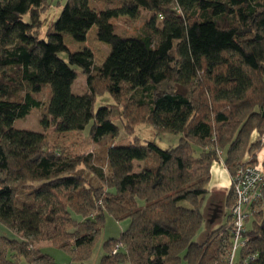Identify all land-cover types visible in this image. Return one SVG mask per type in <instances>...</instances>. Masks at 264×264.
Segmentation results:
<instances>
[{"label": "trees", "instance_id": "obj_1", "mask_svg": "<svg viewBox=\"0 0 264 264\" xmlns=\"http://www.w3.org/2000/svg\"><path fill=\"white\" fill-rule=\"evenodd\" d=\"M89 1L67 0L39 39L46 1L0 0V224L18 236L0 237V264H56L35 246L41 241L66 253L69 264H82L106 216L129 225L103 242L101 264H221L231 244L230 193L226 224L202 243L194 238L211 164L224 154L230 174L243 164L260 167L264 0H121L100 11ZM141 11L150 18L140 34L117 33V18L135 20ZM26 14L30 22L21 26ZM92 27L111 51L98 66L75 58L86 80L77 95V72L59 53L65 38L84 43ZM45 89L42 106L37 96ZM106 93L115 104L95 110ZM40 107L43 128L55 133L92 123L88 138L97 148L69 157L49 148L45 132L15 127ZM115 119L127 145L114 144ZM139 124L179 135L178 144L161 149L141 141ZM135 162L147 164L136 170ZM262 193L237 264H264V187Z\"/></svg>", "mask_w": 264, "mask_h": 264}, {"label": "rangeland", "instance_id": "obj_2", "mask_svg": "<svg viewBox=\"0 0 264 264\" xmlns=\"http://www.w3.org/2000/svg\"><path fill=\"white\" fill-rule=\"evenodd\" d=\"M47 8L45 12L41 14V27L39 29V39H45L46 33L51 28L52 24L59 17L65 3L67 0H45ZM121 0H90L89 4L91 9L95 11H100L107 8H116L121 6ZM150 18V14L145 11H141L137 19L131 20L128 17H119L115 20L116 31L120 35L130 36L138 35L141 33L144 23ZM30 22L29 15L26 14L21 19V26H27ZM71 40L70 42H68ZM111 48L108 44L100 42L96 38V27H92L87 34V39L84 43H77L73 41L70 37L64 39V48L59 56L71 67H73L77 72V78L74 81L72 92L77 95H81L86 91V80L84 75L80 71V67L76 65V61L72 56L77 55L81 57H86L91 59L96 66L101 65ZM37 98L41 100L42 106L47 102L48 90H43ZM115 104L114 98L108 93L97 96L95 99V110L100 107ZM44 110L43 107L33 109L29 115L25 118L17 120L15 122V127L21 130H30L36 132H45L46 141L49 148H62L64 154L69 157H75L81 154H87L94 151L97 147L90 143L88 138V133L92 123H89L82 132H68V133H55L51 127L45 129L41 124V119L43 118ZM115 124L119 129V134L114 140V144L117 146L127 145L131 139L127 137L123 130L122 123L115 119ZM135 136L141 141H152L161 149H169L178 144L179 135L176 134H158L155 128L148 124H139L135 128ZM199 149L196 148V153L198 154ZM149 162V161H148ZM260 167H262L260 165ZM264 170V168H262ZM137 170V168H136ZM230 198L231 195H230ZM232 200V199H231ZM129 225V220H124L118 222L109 216H106L105 224L103 225L101 232L97 241L94 244L91 259L89 260L92 264L95 260L99 261L98 257L104 255V249L102 247L103 242L108 239H116L118 236L127 229ZM248 229L251 227V219L247 221ZM204 225L201 226L199 231L194 238L197 243H202L206 238V232ZM122 229V230H121ZM0 237H5L8 239H18L15 232L11 231L4 225L0 224ZM44 252H52L53 257L57 264H62L63 261H68V256L62 250L57 248H51L43 250ZM238 251L236 263H239Z\"/></svg>", "mask_w": 264, "mask_h": 264}, {"label": "built area", "instance_id": "obj_3", "mask_svg": "<svg viewBox=\"0 0 264 264\" xmlns=\"http://www.w3.org/2000/svg\"><path fill=\"white\" fill-rule=\"evenodd\" d=\"M261 144L264 145V135L261 137ZM230 174V173H229ZM264 187V170L259 166L243 164L237 166L230 174V195L232 204L230 206L231 223V244L221 264H237V254L246 246L245 223L251 212L261 202ZM118 247L113 249L115 254ZM255 255L243 259V263Z\"/></svg>", "mask_w": 264, "mask_h": 264}, {"label": "crops", "instance_id": "obj_4", "mask_svg": "<svg viewBox=\"0 0 264 264\" xmlns=\"http://www.w3.org/2000/svg\"><path fill=\"white\" fill-rule=\"evenodd\" d=\"M70 41L71 40H69L68 42ZM76 57L78 56L77 55L72 56L74 60ZM72 88H73V85H72ZM90 143H91V140H90ZM224 159H225V156L223 154L221 156L220 161H215L210 166V178L207 184V194L205 195L202 208H201V213L203 216L202 225H204L205 227L204 229H205L206 234L217 230L218 228L226 224V221H227V214H228L227 213L228 212L227 198L230 193V174H229V171L227 170V167L224 164ZM257 161L259 165H261L264 162V145H262L261 150L257 154ZM134 164L137 170H140L145 164H147V162H135ZM246 229H248L247 223H246ZM35 246L41 249L42 251L45 249H49V247L53 248V246L47 241H41L35 244ZM45 253L50 255L55 261V258L53 257L54 255L52 252L46 251ZM101 258L102 257L99 256L98 257L99 261L95 260L92 264H101ZM89 260L85 261L82 264H91ZM69 263L70 261L68 257V261L65 260L63 261L62 264H69ZM182 264H185V262H182Z\"/></svg>", "mask_w": 264, "mask_h": 264}]
</instances>
